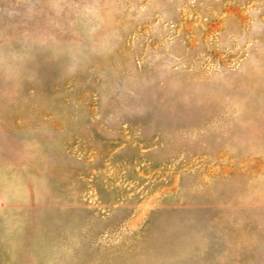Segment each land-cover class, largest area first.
I'll list each match as a JSON object with an SVG mask.
<instances>
[{
  "label": "rangeland",
  "instance_id": "1",
  "mask_svg": "<svg viewBox=\"0 0 264 264\" xmlns=\"http://www.w3.org/2000/svg\"><path fill=\"white\" fill-rule=\"evenodd\" d=\"M0 264H264V0H0Z\"/></svg>",
  "mask_w": 264,
  "mask_h": 264
}]
</instances>
